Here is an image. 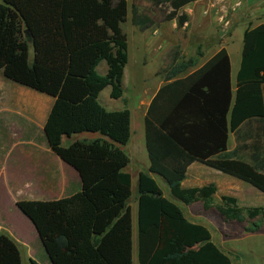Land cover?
Returning a JSON list of instances; mask_svg holds the SVG:
<instances>
[{"label": "trees", "instance_id": "1", "mask_svg": "<svg viewBox=\"0 0 264 264\" xmlns=\"http://www.w3.org/2000/svg\"><path fill=\"white\" fill-rule=\"evenodd\" d=\"M146 1L154 8L167 6L170 12L164 20L168 21L195 0ZM130 11L133 26L153 25L149 15L135 7ZM126 12V0H0V70L10 82L52 98L43 125L47 146L77 173L81 183L78 193L63 199L15 204L33 227L50 264H131L130 177L124 171L129 160L120 149L129 139V113L107 111L97 101L106 87L110 99L122 95ZM184 19L177 17V26ZM241 43L230 129L264 116V24L245 30ZM100 63L105 66L103 75L96 71ZM210 68L223 72L228 84L224 49L191 78L208 74ZM178 88L177 81L161 87L149 105L144 120L148 173L161 179L169 195L182 205L201 202L205 210L212 207L213 186L180 188L192 162L264 194V174L225 154V134L216 145L192 141L195 120L179 116ZM160 102L164 107H156ZM227 111L224 104L222 115ZM204 117L209 122L212 116ZM81 134L96 137L69 142ZM63 139L68 140L65 145ZM136 191L137 264H231L209 241L208 232L187 222L148 174H137ZM215 209L225 222L264 216V209L238 208L228 197H222ZM0 264H20L17 243L5 233H0Z\"/></svg>", "mask_w": 264, "mask_h": 264}, {"label": "crops", "instance_id": "2", "mask_svg": "<svg viewBox=\"0 0 264 264\" xmlns=\"http://www.w3.org/2000/svg\"><path fill=\"white\" fill-rule=\"evenodd\" d=\"M196 1L198 0L184 6L181 11L188 15L190 6L196 5ZM126 5L127 12L122 27L126 39L127 62L122 75L124 82L122 95L116 100L110 99V88L106 87L98 94L97 99L105 110L126 109L129 113V137L132 127L131 130L137 134V142L142 138V148L140 145L137 147V142H127L120 147L129 160L124 169L129 177L139 171L138 166L145 172L144 174H148L151 178L153 176L148 173L144 120L157 91L174 81H177L179 86L177 93L179 116L187 115L195 120V136L192 137V141L198 145L204 142L216 145L225 134V154H230L231 158L242 161L258 173L264 174V116L261 119L245 120L236 129H230V111L234 104L240 52L238 60L233 62L226 52L235 36V30L240 29L241 32V51L243 32L259 24L248 29L244 28L245 24H237L229 37L212 42L211 30L204 36L195 34L196 30L187 37L175 36L174 32L179 26L176 21H172L173 19L168 21L174 35H171L170 31H161L155 25L138 29L131 24L132 6L128 9V0ZM202 22L198 15L193 21L194 26L198 28ZM187 24L188 22L184 21L180 26L181 29H185ZM208 25L212 26L210 23ZM175 46L177 51L173 52V59L169 61L165 57ZM220 49H224L228 59V84L223 72L215 68H210L208 74L191 78V75L198 72ZM128 69L130 80L129 86H126L125 73ZM173 70H176V73L170 76ZM103 74L104 72L99 75ZM7 82L10 81L0 70V233L7 234L17 244L23 245L18 233L25 229L32 235L31 245L36 246V252L27 254V260H32L36 264H50L44 251L41 254L37 249L41 243L33 227L17 210L15 204L19 201L49 202L63 199L78 193L81 183L77 173L57 158L47 146L43 125L52 98L20 85L9 86ZM191 91L193 96L189 93ZM261 99L264 110V86L261 87ZM224 104L228 106V111L222 115ZM164 105L160 102L156 107H164ZM158 113L154 112L155 115ZM206 114L212 116L208 119L209 122L204 119ZM94 137L96 136L87 134L74 135L69 142L89 140ZM65 141L66 139H63V143ZM209 185L214 187V193L211 195L212 207L206 210L201 202L186 206L173 199L169 193V198H164L174 205L175 202L180 205V207L176 206L187 222L203 227L209 234V241L228 257L230 263L233 256L240 262L238 264H253V262L264 264V258L261 256V252H264V216L242 223L225 222L215 209L221 204L222 197L234 199L238 208L264 209V194L247 183L198 162H192L186 167L180 182L181 189ZM135 193L136 195L127 202L130 217L131 264H137L136 181ZM248 229L250 231H247ZM246 241H250L251 246L243 245ZM255 245L256 248L253 247Z\"/></svg>", "mask_w": 264, "mask_h": 264}, {"label": "rangeland", "instance_id": "3", "mask_svg": "<svg viewBox=\"0 0 264 264\" xmlns=\"http://www.w3.org/2000/svg\"><path fill=\"white\" fill-rule=\"evenodd\" d=\"M130 6L135 7L139 13L149 15L152 18L154 22L153 25H155V27H159L161 31H168V32L170 31L171 35H174L175 33V36L183 35L187 37L189 33L194 34V30H196L195 34L197 35L202 34V36H204L208 34L207 32L209 30H211L213 34L212 42L213 41L218 42V39L220 38L225 39L229 37L231 32L234 29V26L237 24H245L244 28L248 29L257 24L264 23V0H198L196 1V5L190 6L191 9H189L188 15H185V13L181 11L182 9L176 12L175 17H173V20H172L173 22L177 21V17H180V16H184L185 18L184 21L188 22L185 29H181V27L179 26L177 27L176 32L171 31L172 28L170 29V22L164 20V17L167 16L168 13L170 12L167 6L162 5V6L154 8L146 0H128V9H130ZM197 15H198V18L200 17V19L203 21L199 28L195 27L194 26L195 24L193 23ZM208 23L212 24V26H209ZM122 31L124 33V27H122ZM239 31L240 29L235 30V36L231 40V44L227 47V50H226L232 62L237 61L239 58L240 35H241V32ZM191 44L193 45V42H191ZM176 51H177V46L173 47L165 58L171 61L174 56L173 52H176ZM96 71L98 74L105 72L104 64L100 63V65L96 68ZM129 80H130V73L128 69L127 72L125 73L126 86H129ZM7 83L9 84V86H19L12 82H7ZM122 84L124 85L123 80H122ZM98 103L100 104L99 101ZM131 129L132 127H130V137H129L128 143L137 142V134H135V131H132ZM87 135L90 136V134H87ZM67 142L68 140L66 139L63 145H65ZM139 145H140V148H142L143 146L142 138H140V140L137 142V147H139ZM138 170H139L138 172L145 173L140 168V166H138ZM138 172L131 174L130 176V197L128 200H131L132 197L136 195L135 181H136V175ZM152 178L156 182V185L160 189L163 197L169 198L167 187L162 182V180L155 176H152ZM175 204L180 207L178 203L175 202ZM18 234L23 244V245L17 244V249H18L19 256H20V264H29L26 258L27 254L29 252L30 253L36 252V248H35L36 246L31 245V243L33 242L31 240L32 235L28 233L25 229L21 230V232ZM246 244L251 246L250 241L243 242V245H246ZM253 247L256 248V245ZM37 249L39 250L41 254L43 253L42 251H44L41 245ZM261 256L264 258V252H261ZM237 260H238L237 258L231 256L232 264L240 263ZM253 264H259V262L258 263L253 262Z\"/></svg>", "mask_w": 264, "mask_h": 264}, {"label": "water", "instance_id": "4", "mask_svg": "<svg viewBox=\"0 0 264 264\" xmlns=\"http://www.w3.org/2000/svg\"><path fill=\"white\" fill-rule=\"evenodd\" d=\"M25 34H26V32H25Z\"/></svg>", "mask_w": 264, "mask_h": 264}]
</instances>
